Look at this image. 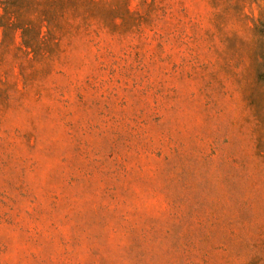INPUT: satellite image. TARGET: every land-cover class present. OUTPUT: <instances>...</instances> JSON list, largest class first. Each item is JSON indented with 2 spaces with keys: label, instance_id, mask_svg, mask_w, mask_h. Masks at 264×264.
<instances>
[{
  "label": "rangeland",
  "instance_id": "374dc122",
  "mask_svg": "<svg viewBox=\"0 0 264 264\" xmlns=\"http://www.w3.org/2000/svg\"><path fill=\"white\" fill-rule=\"evenodd\" d=\"M124 2L135 27L69 35L52 73L14 67L0 264H264V1Z\"/></svg>",
  "mask_w": 264,
  "mask_h": 264
},
{
  "label": "trees",
  "instance_id": "16d2710c",
  "mask_svg": "<svg viewBox=\"0 0 264 264\" xmlns=\"http://www.w3.org/2000/svg\"><path fill=\"white\" fill-rule=\"evenodd\" d=\"M150 1L144 15L148 19L157 8L155 0ZM248 1L256 3L258 0ZM215 2L233 4L237 11L242 1ZM123 4L124 0H0V106L9 104L11 90L15 89L9 79L14 77V67L19 69L20 75L24 74L27 65H39L44 74L52 73L63 57V41L69 35L88 31L95 24L96 29L135 27L134 16L123 8ZM240 9L243 8L240 6ZM116 19H120V23ZM259 57L261 63L255 64L256 76L251 89L255 93H249L254 116L263 125L264 50ZM254 94H259L257 104L254 100L256 96L252 97ZM257 130L260 151L264 149L261 139L264 131Z\"/></svg>",
  "mask_w": 264,
  "mask_h": 264
}]
</instances>
